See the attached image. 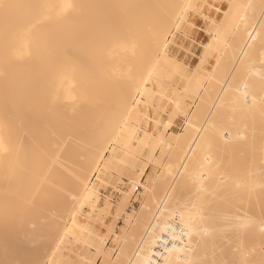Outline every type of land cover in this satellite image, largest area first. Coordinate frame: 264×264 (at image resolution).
<instances>
[{
	"label": "bare ground",
	"instance_id": "1",
	"mask_svg": "<svg viewBox=\"0 0 264 264\" xmlns=\"http://www.w3.org/2000/svg\"><path fill=\"white\" fill-rule=\"evenodd\" d=\"M182 1L0 0V241L10 234L31 246V254L43 247L44 255L52 247L49 255L55 256L77 207L97 202L95 188L87 189L89 177L108 151L103 146L110 135L118 134L117 124L130 132L137 122L132 92L149 99L150 77L163 89L160 72H171L151 60L158 49L166 58L171 20ZM242 18L229 29L234 38L225 51L226 64L237 62L236 75L248 69L256 74L237 83L227 79L220 107L199 137L190 136L201 129L192 119L185 128L189 143L179 139L175 146V159L185 158L181 185L204 192L172 211L181 230L173 222H154L158 234L152 231L129 264H151L163 236L175 233L181 234L179 241L167 245L160 264H201L209 249L214 260L233 209L237 235L238 230H245L243 237H254L255 228L264 231V19L258 28L254 16ZM119 112H127L126 119ZM152 138L144 136L145 142ZM163 138L160 134L158 141ZM159 212L162 219L172 214L169 208ZM250 212L261 226L250 223ZM192 236L199 241L195 248L187 245ZM6 245L0 247V264L9 254ZM17 254L14 258L22 253ZM9 256L2 264H25L24 256L14 262Z\"/></svg>",
	"mask_w": 264,
	"mask_h": 264
},
{
	"label": "rangeland",
	"instance_id": "2",
	"mask_svg": "<svg viewBox=\"0 0 264 264\" xmlns=\"http://www.w3.org/2000/svg\"><path fill=\"white\" fill-rule=\"evenodd\" d=\"M181 3V10L171 20L170 35L165 48L166 58H163V53L158 49L151 60L152 63L163 64L165 68L170 67L171 72H160L162 80L164 79L161 85L163 89L156 84L153 75L150 77L146 83V87L152 92L149 99L139 92H132V105L139 111L137 122L132 123L130 132L123 129V124H117L120 129L118 134L114 131L110 135L103 146L108 147V151L97 172L89 177L87 189L95 188L97 202L94 205L77 207L74 217L67 220L66 232L60 237V247L55 256L49 255L52 247H49V251L46 250V247L50 246L48 244L45 246L48 252L43 255L40 253L44 251L43 247L39 250L35 248V256L33 252L29 253L31 246L10 234L7 236L9 241L3 234L2 239L6 240L3 243H11L6 245V248L11 247L8 248L11 255L6 256H12L10 262L16 261V258L18 261L20 256H24L25 259L22 260L25 264H129L138 247L148 241L149 235L152 236L153 232L158 234L154 222L158 224L162 221L168 223L178 220L180 223L173 212L193 201L198 193L204 192L196 189L195 185H181L183 172L180 166H183L185 158L175 159V146L180 140L184 146L189 143L185 139V128L187 122L192 119L198 125V130L201 129L190 136H193V140L199 137L213 112L220 107L219 97L227 79L231 77L237 83L256 74L249 73L252 70L248 69L236 75L238 64L236 62L234 65H227L225 51L233 42L234 36L229 29L237 18L242 20L243 15L254 16L255 25L259 28L264 19V1L193 0L189 4L187 0H183ZM122 113L119 112L122 115L121 120H124L127 112ZM120 116H117L119 120ZM146 134L153 135L148 142L144 140ZM160 134H164L162 141H158ZM128 142L129 147L126 146ZM210 156L211 152L207 153L206 157ZM204 161L206 163V160ZM218 166L217 171L224 173L223 167ZM162 208H169L170 213L173 211L171 215L167 214V219L159 216ZM229 211L228 214L232 218V215L236 214L235 210ZM231 211H234V214ZM251 215V218L246 216L249 217L248 220L251 219L250 223L256 222L257 226H261L263 222L258 224L256 214ZM263 217H260L261 221H264ZM231 218V224L229 221L228 227L225 228L227 238L223 249L215 258L220 260L217 261L218 264H264L263 229L256 230L253 227L255 231L250 232L254 237H251L248 231L246 232L249 238L248 235L243 237V228L244 231L238 230L240 234L237 235L236 224L232 222L235 219ZM228 230L234 231L231 232L233 236ZM11 238L14 242H11ZM239 238L243 240L240 241ZM197 241L196 237L192 236L187 240V245L195 248L194 245L199 242ZM41 245L45 243L38 247ZM1 246L3 245L0 243ZM20 246L27 247L28 251ZM21 249L29 254L19 252ZM209 251L211 250H208L209 256L204 255L205 259L202 257L205 261L201 264H206V261L207 264L216 263L215 259L211 260ZM13 252L22 254L19 258H14ZM185 252L186 256H192V252ZM40 254L42 256H39ZM28 255H32L31 259ZM5 258L1 259V264ZM34 260L36 261L33 262Z\"/></svg>",
	"mask_w": 264,
	"mask_h": 264
},
{
	"label": "built area",
	"instance_id": "3",
	"mask_svg": "<svg viewBox=\"0 0 264 264\" xmlns=\"http://www.w3.org/2000/svg\"><path fill=\"white\" fill-rule=\"evenodd\" d=\"M173 223H175V226L177 229L179 230L182 229L180 224L178 223V220H174ZM180 235H178V237H180ZM178 237L176 233L171 237L168 235L163 236L162 240L159 242V244L154 249L156 255L154 256L153 262L151 264H160L163 260L162 257L165 254V251H166L165 249L167 245L170 243L178 242L179 241ZM184 242L186 243L185 238H184Z\"/></svg>",
	"mask_w": 264,
	"mask_h": 264
}]
</instances>
